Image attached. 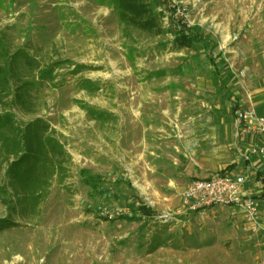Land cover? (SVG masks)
Segmentation results:
<instances>
[{
	"label": "rangeland",
	"instance_id": "obj_1",
	"mask_svg": "<svg viewBox=\"0 0 264 264\" xmlns=\"http://www.w3.org/2000/svg\"><path fill=\"white\" fill-rule=\"evenodd\" d=\"M171 3L179 14L166 19L164 10L161 35L125 37L110 0H0L8 54L0 67L17 50L39 69L62 62L52 81L39 82L16 60L0 115L21 129L23 151L35 148L30 126L42 120L68 156L62 172L38 166L34 194L9 178L16 157L0 145V187L11 200L0 196V219L17 224L0 233V264H264V245L233 210L180 203L192 178L231 171L249 147L233 113L264 107V0ZM178 20L217 45L215 66L201 46H172ZM214 68L223 91L213 86ZM154 72L163 75L147 77ZM140 204L155 215L142 217ZM165 238L170 245L154 248Z\"/></svg>",
	"mask_w": 264,
	"mask_h": 264
},
{
	"label": "trees",
	"instance_id": "obj_2",
	"mask_svg": "<svg viewBox=\"0 0 264 264\" xmlns=\"http://www.w3.org/2000/svg\"><path fill=\"white\" fill-rule=\"evenodd\" d=\"M113 10L116 13L119 24L122 26L123 34L128 37V31H144L152 36H159L162 34L161 20L164 17V10L167 8L166 4L161 0H110ZM163 6V10L158 11V7ZM173 11V10H171ZM172 18V17H170ZM178 23V24H177ZM176 26L173 27L172 46L177 50L193 49L196 46H201L205 50V54L211 61L212 65L215 64V58L213 53L216 50V44L212 43L209 36H203L197 34L192 29L188 28L181 21H177ZM0 53L3 57L8 54L5 51V46L0 38ZM133 49L127 50V56L129 59H133ZM16 60H22L27 69L31 72H38V81H52L54 79V71L62 64V62H53L44 69H39L37 62L32 59L25 50H17L13 53L8 60V63L4 67H0V95L7 92V89L11 86V82L14 79L13 65ZM82 67V66H78ZM162 72L150 73L147 77H161ZM213 85L218 91H223L225 83L219 77V72L214 68L213 73ZM30 84H23L17 88V91L24 92ZM14 101L19 105H23L20 94L15 95ZM94 114V111H88ZM96 116V114H94ZM32 128L33 135L30 136L36 142V146L28 152L23 151L22 147L25 143H21V138L18 139V135L21 137V129L14 125L13 117L4 113L0 115V145L7 154L16 157L12 161L7 169V175L9 178L14 179L16 184L23 187L27 186L28 189H33L32 185L37 180V168L43 163H49L53 165L57 172H62V165L67 163L68 156L64 150V147L59 141L51 135L46 137L47 133L54 134L55 130L51 129L44 121L35 120L30 126ZM22 146V147H21ZM25 146V145H24ZM223 172V171H222ZM225 172V171H224ZM38 181V180H37ZM5 195V200L11 201L8 192L4 187H0V196ZM8 195V196H7ZM9 197V199H8ZM35 195L29 197V201L35 200ZM18 201V199H17ZM26 199L23 200L25 202ZM138 211L142 217L152 218L155 214L146 205L140 204ZM119 217L117 219H121ZM128 221L134 220V218H123ZM132 219V220H131ZM14 221L8 218L0 219V233L8 229L16 227ZM171 240L165 238L163 242L154 246V248L165 247L170 245ZM163 243H168L163 245Z\"/></svg>",
	"mask_w": 264,
	"mask_h": 264
},
{
	"label": "built area",
	"instance_id": "obj_3",
	"mask_svg": "<svg viewBox=\"0 0 264 264\" xmlns=\"http://www.w3.org/2000/svg\"><path fill=\"white\" fill-rule=\"evenodd\" d=\"M170 12L166 17L175 18L179 10L171 0H161ZM239 135L249 138V147L241 155V161L264 159V116L255 111L236 109L233 113ZM262 184V182H261ZM244 178L229 172L213 173L204 178H192L180 194L181 205L189 211L213 208H229L239 215L243 230L257 235L264 229V195L253 196L243 191ZM264 187V184H263ZM100 214L110 216L109 212ZM264 245V243H263Z\"/></svg>",
	"mask_w": 264,
	"mask_h": 264
},
{
	"label": "crops",
	"instance_id": "obj_4",
	"mask_svg": "<svg viewBox=\"0 0 264 264\" xmlns=\"http://www.w3.org/2000/svg\"><path fill=\"white\" fill-rule=\"evenodd\" d=\"M216 70H217V72H219L217 68H216ZM219 77H220V74H219ZM222 82H224V81L222 80ZM226 85L227 84L225 83V88H226ZM236 99H237V101L239 100V98H236ZM233 100H235V99L233 98ZM238 103H239V101H238ZM248 106H252L253 109L255 107V109L258 111L256 113L258 115L264 116V107L263 106H259L256 102L247 103L244 105V107H248ZM249 142H250V139H249ZM245 150L242 152L245 153L246 152ZM241 155H238L236 157V160L234 162L235 168L232 169L231 171H229V173H232L234 175H240L244 178L243 191L245 194L253 195L256 197L259 195H264V187H263V184H264V159L259 160V161L251 160L248 162H244V161H241V158H240ZM261 182H262V184H261ZM241 225H242V223H241ZM254 238L256 239V241H254V242L261 240V242L263 244L264 243V229L259 230V233L257 235H255ZM262 261L264 263V248H263Z\"/></svg>",
	"mask_w": 264,
	"mask_h": 264
}]
</instances>
